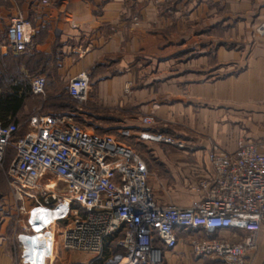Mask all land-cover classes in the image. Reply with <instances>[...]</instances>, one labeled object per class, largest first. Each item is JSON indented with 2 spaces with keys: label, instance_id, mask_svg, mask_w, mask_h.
Masks as SVG:
<instances>
[{
  "label": "crops",
  "instance_id": "obj_1",
  "mask_svg": "<svg viewBox=\"0 0 264 264\" xmlns=\"http://www.w3.org/2000/svg\"><path fill=\"white\" fill-rule=\"evenodd\" d=\"M18 11L34 26L36 57L30 69L20 65V73L31 70L32 78L44 75L49 92H55L61 88L67 90L72 77L88 72L92 84L90 101L97 105L95 109L111 113L123 109L128 114L126 118L111 119L108 125L104 124L103 116L87 111L86 116L92 121L87 119L86 126L109 128L112 129L109 133L114 135L127 132V142L133 144L145 161L140 149L148 150L162 168L160 178L164 181H161L176 186L165 189L163 197L151 178L159 201L167 198L173 201L170 203L189 206L192 201L200 200L201 193L195 187L200 178L211 174L206 136H217L220 144L231 151L237 145L235 140L227 138L230 121L220 122L224 111L232 112V105L239 117L254 119L264 126V37L256 34L250 48H241V43L235 49L226 46L231 37L243 39L244 46L252 39L251 27L264 22V0H51L50 5H43L40 0H0V36L7 41L6 46L0 45L2 55L8 51L14 54L8 45L6 25L7 19L9 25ZM203 21L205 25L199 27ZM188 28L190 32L181 39L190 43L207 39V46L217 40L218 46L198 51L199 44L195 43L197 47L192 49L197 51L198 60L195 63L192 60L190 68H182L187 61L183 59L187 50L182 46L168 48L167 33L180 34ZM210 58L216 62L210 63ZM235 58L240 59L239 74L215 80L214 71L223 70ZM5 71V65L3 69L0 66V72ZM205 73L206 79L200 80L198 76ZM127 86L133 88L130 96L124 95ZM32 97L45 100L37 95ZM150 116L154 122L144 123L143 119ZM244 125V133L250 130L247 140L263 143L258 146L262 153L264 128L247 122ZM181 126L196 129L200 135L183 133L178 129ZM145 130L181 137L189 144L178 148L140 140L139 133ZM167 165L174 170L167 171ZM178 234L179 242L174 249L156 243L163 251V259L158 264H225L217 258L195 257L187 232ZM200 234L206 235V232ZM61 253L69 252L62 250ZM82 255V264H88L92 255ZM0 264H12L1 242ZM246 264H264V227L259 247L249 253Z\"/></svg>",
  "mask_w": 264,
  "mask_h": 264
},
{
  "label": "built area",
  "instance_id": "obj_2",
  "mask_svg": "<svg viewBox=\"0 0 264 264\" xmlns=\"http://www.w3.org/2000/svg\"><path fill=\"white\" fill-rule=\"evenodd\" d=\"M40 2L50 5L51 0ZM34 32L32 22L18 11L7 29L11 51L32 52ZM256 33L264 35V22ZM45 85L44 76L33 78L32 92L44 95ZM90 90L86 71L69 80L68 94L78 111H85ZM143 122L154 120L145 117ZM127 134L101 133L73 114L40 110L21 123L0 122V165L13 149L5 174L21 211L28 214L16 236L18 264H36L37 253V264H53L62 250L92 255L88 264H158L163 251L156 243L174 249L179 231L187 232L195 257L246 264L249 253L259 247L264 227V155L258 146L244 142L230 151L210 145L206 157L211 174L195 187L201 198L182 206L156 198L147 163L127 142ZM138 137L178 148L188 145L159 131H141ZM33 213L36 223L55 214L39 228L45 237L34 252L23 239L37 232L30 220Z\"/></svg>",
  "mask_w": 264,
  "mask_h": 264
},
{
  "label": "rangeland",
  "instance_id": "obj_3",
  "mask_svg": "<svg viewBox=\"0 0 264 264\" xmlns=\"http://www.w3.org/2000/svg\"><path fill=\"white\" fill-rule=\"evenodd\" d=\"M9 12H10V7H8L7 18L9 17ZM7 20L9 22V19H7ZM8 22H7L6 28L9 26ZM204 25H205V22L203 21L202 23L199 24V27L200 26H204ZM256 27H257V25L251 27V29H252V39L250 41H247L245 46H244V44H242V43H245L244 40L243 39H239L237 37H231L232 39H230V41L227 40L226 46L230 47L231 49H235V48H239L238 47L239 43H241V45H240L241 48L242 47L250 48L254 44V40H255L254 37L257 34L256 33ZM188 32H190V28H188L187 30H184V32L180 33V34H179V32H174V31H172V32L168 31V33H167V36H170L169 39L166 40L168 48L175 49L176 46H182V49L187 50L186 54L183 55L184 56L183 59H187V61L184 62V65L182 66V68H186V67L190 68V66L192 65V64H190V62L192 60H194V63H195L196 62L195 60H198L199 55L196 54L197 51L192 49L193 47H197L195 45V43L197 45L199 44L198 46L200 47V50H198V51L207 50V48H215L216 49V47L218 46L217 45V42H218L217 40H216V42L213 45L207 46V45H205V44L208 43L207 39H198V40L194 41L193 43H190V40L181 39ZM174 35H176L178 37L172 38L171 36H174ZM257 36L258 37H264V35L260 36L258 34H257ZM0 40H2L1 41L2 45H4V46L7 45V41L4 38V36L3 37L0 36ZM202 44H204V45L201 46ZM7 51H8V49H7ZM10 54H12V53L8 51L7 55L9 57V59L7 60L8 61L7 71H9L8 75H10V77H13V76H15L18 73L15 68H17L19 66V64L25 66V64H27V62H28V65H29V63L31 61V58L29 59L26 56L18 55L19 57H16V58H19V59L14 60L13 58L11 59ZM12 55H14V54H12ZM14 56H17V55H14ZM239 60H240L239 58H235L234 62H236V63H234L232 61L229 64H227L226 68H224L223 70H221L219 68V70L214 71V74H213L214 75V79L216 80V79L220 78L221 76L222 77L237 76L239 74V70H238L239 69V65H240L239 64ZM209 61H210V63L216 62V61L212 60L211 58H210ZM9 63L10 64H14V65L16 63H18L17 64L18 66L17 65H15V66L11 65L10 66ZM26 67L29 68V66H26ZM201 67H202V65L199 68H201ZM26 73H23V77H24L23 81L29 82V81H32L33 78H35V77L32 78V71L31 70H28V73L27 74ZM204 75L205 76H203V74H200L198 76V78H200V80H202L203 78L206 79V73ZM17 76L20 77V72L17 74ZM37 76H44V75H36V77ZM212 77L213 76H211L210 79H213ZM91 91H92V84H91V90H90V93H89V99H88V101L86 103V106H85V111H88L90 113L98 114L99 117L103 116V119L106 120V122H104V124L107 123L108 125L112 121L111 119H115V118L116 119H121L122 117L123 118L127 117L128 111L123 110V109H120L119 111H114L113 110V113L109 112V110H105V111H102V112L96 110L95 107H94L96 104L94 105L90 101V99H91ZM132 92H133V88L130 87V86H127L125 88V90H124V95L130 96L132 94ZM62 98L65 101L68 100V99L65 98V96L63 97V95H62ZM52 99H53V96L49 92V86H47L46 87V92H45V100L42 101V100H37V98H34V99L31 98L30 101L27 102V105H26L27 109L25 110V114H23L21 116L22 117L25 116V115L30 116L33 113H35L38 110V108H41L40 111L52 112L53 113V111L51 109H48V107H47V103L49 101H51ZM69 100H71V98ZM71 102L73 103V106L76 107V109H77L78 104L75 101H73V100H71ZM232 107L236 108L233 105H232ZM233 108H231L232 112L224 111L223 114L220 115V122L222 123L225 120V124H226V123H228L227 121H230L231 129L228 132L229 134H228L227 138L235 140V142L237 144L236 147H235V149H236L241 143L252 142V141L247 140V138H246V136L249 135L250 130H247V132L244 133V126H245L244 122H247V124L251 123L253 126H256L259 129H261V128L263 129L264 126L259 121H255L254 119L250 120L247 117H239V115L237 114L238 111L236 109H233ZM233 112H235V113H233ZM28 116H26V118H24L21 122H24L25 119H28L27 118ZM87 119L90 120V118H87ZM90 121H92V120H90ZM180 128H181L183 133H187V134L192 135V136L193 135H196V136L200 135L199 132L196 131V129H192L189 126L178 127V129H180ZM94 130L98 131V132H101V131L110 132L112 129L107 128V129H94ZM216 137L215 136H212V137L206 136V138L209 141V145L218 144L221 147L227 149L226 147H224L223 145L220 144L219 140ZM225 138H226V136H225ZM252 143H254V142H252ZM188 144H189V142H188ZM254 144H256L257 146L263 145L262 142L261 143L260 142L259 143L256 142ZM155 147H161V146H155ZM162 147H168V146H162ZM142 150L140 149V151L142 153H144V155H145V158H146L145 162L147 163V166H148L149 171L151 173V178L154 179V183L156 185V189H158V192L163 197H165V195L163 193L164 190L168 189L169 187H174L175 188L176 186H175V184L168 183V182L166 184L165 182L161 181V180H163V179L160 178L162 176L161 175L162 168H160V165L158 164L156 159H154L152 156H150L148 154V150L147 149L142 148ZM227 150H229V149H227ZM262 154L264 155V151L263 150H262ZM12 158H13V152L8 151L7 158H6L5 162L3 163V165H0V197L4 196V195H7V197L4 200L0 199V227H2V225H3L2 230L0 228V242L4 243L5 251L12 258V264H18L17 258H18V255H19L18 253L19 252H18V245H17L16 236H17L18 233L23 231V227L27 224V222H28V214H25V213H23L21 211V209H20L21 204L18 201H16L14 195L10 191V188H9V185H8V182H7V178H6V174L5 173H6L7 167L9 165V163H10V160H12ZM170 166L171 165H167L166 166L167 167V171H169V172H170V170H174V168H172ZM164 170L166 171V168H164ZM165 174L168 175V172L165 173ZM161 202H173V201L168 200L166 198V199H161ZM193 202L194 201H192V203ZM29 207H30V204H29ZM33 236H34V233L32 235H27V236L23 237V239L25 240L26 245H27L26 246L27 250L29 249L28 244L32 243ZM81 257H83L82 253L80 254V253H76V252H69V253L63 255V253H61V251H60L58 256H57V259H55V264H69V263L70 264H82L84 259L81 258ZM107 258H108V256L104 255V260H107ZM58 261H61V263H59ZM104 262H106V261H102L100 264H105Z\"/></svg>",
  "mask_w": 264,
  "mask_h": 264
},
{
  "label": "trees",
  "instance_id": "obj_4",
  "mask_svg": "<svg viewBox=\"0 0 264 264\" xmlns=\"http://www.w3.org/2000/svg\"><path fill=\"white\" fill-rule=\"evenodd\" d=\"M1 41L2 40H0V45H2ZM10 56H11V59L12 58L14 60L19 59V58H16V57H19L18 55L14 56L10 54ZM23 56H26L29 59L31 58L29 65L27 62L25 66H29L30 68L31 66L34 65L33 62H35L36 57L33 51L30 53L24 54ZM8 59H9L8 55H2L0 52L1 69H3L4 65L6 67L5 73L0 72V122L3 124L21 123V121L24 118H26V116H28V115H25L23 117L21 116L25 114L26 109L24 110V108L26 107L27 102L30 101L31 98L34 99L32 95L33 96L35 95L32 92V81H29V82L23 81L24 77L22 73H20V77L17 76V74L20 72L18 70L20 64L19 66L17 65L18 63L15 64L18 66V67L16 66L17 68H15L18 72L15 76L10 77V75H8V72H9L7 71V66H8L7 60ZM9 65L11 66L14 64L9 63ZM46 87H47V80H46V85H45V92H46ZM61 89H58L55 92L53 91L50 92V94H52L53 96V99L47 103L48 109H51L54 114H59V115L73 114L80 123L86 125L87 124V116H86L87 111H78L76 107L73 106V103L71 102L72 99L69 100L70 97L68 94V88L67 90H65L64 88H61ZM62 95L63 97L65 96V98L68 100L67 101L63 100ZM37 96L45 98V94L37 95ZM37 100H40V99H37ZM49 113H52V112H49ZM101 133H106V132H101ZM9 151L13 152V157H14L15 155L14 150L9 149Z\"/></svg>",
  "mask_w": 264,
  "mask_h": 264
},
{
  "label": "bare ground",
  "instance_id": "obj_5",
  "mask_svg": "<svg viewBox=\"0 0 264 264\" xmlns=\"http://www.w3.org/2000/svg\"><path fill=\"white\" fill-rule=\"evenodd\" d=\"M34 213L31 215V218H30V220H31V222L34 224V227H35V229L37 230V232H35L34 233V236H33V238H32V243H30V244H28V246H29V251H32V252H34V247L36 246V244L37 243H39V241L42 239V238H44L45 236H44V231H38L39 230V228H41L42 226H43V224H45L46 222H49V221H51V220H53V218H54V216H55V214L54 213H50L48 216H47V218L46 217H44L45 218V220L44 221H42V223H36L35 221H36V218L34 217ZM42 220V219H41ZM41 222V221H40ZM52 229H54V226H52ZM38 254V253H37ZM34 255L35 256V262H36V264H37V259L39 260V258H41V256H39V255Z\"/></svg>",
  "mask_w": 264,
  "mask_h": 264
},
{
  "label": "water",
  "instance_id": "obj_6",
  "mask_svg": "<svg viewBox=\"0 0 264 264\" xmlns=\"http://www.w3.org/2000/svg\"><path fill=\"white\" fill-rule=\"evenodd\" d=\"M45 220V218H42V221H44Z\"/></svg>",
  "mask_w": 264,
  "mask_h": 264
}]
</instances>
